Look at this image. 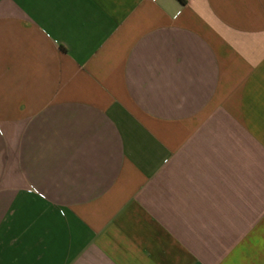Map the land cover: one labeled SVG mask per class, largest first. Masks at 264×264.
Instances as JSON below:
<instances>
[{"label": "crops", "instance_id": "obj_1", "mask_svg": "<svg viewBox=\"0 0 264 264\" xmlns=\"http://www.w3.org/2000/svg\"><path fill=\"white\" fill-rule=\"evenodd\" d=\"M0 264H264V0H0Z\"/></svg>", "mask_w": 264, "mask_h": 264}]
</instances>
